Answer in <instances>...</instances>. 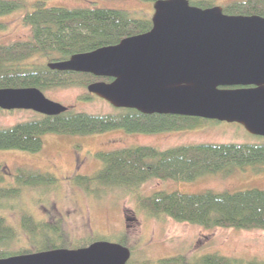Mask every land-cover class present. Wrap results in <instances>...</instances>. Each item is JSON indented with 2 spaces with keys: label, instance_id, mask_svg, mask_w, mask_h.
I'll return each instance as SVG.
<instances>
[{
  "label": "trees",
  "instance_id": "1",
  "mask_svg": "<svg viewBox=\"0 0 264 264\" xmlns=\"http://www.w3.org/2000/svg\"><path fill=\"white\" fill-rule=\"evenodd\" d=\"M144 1L152 3L154 0ZM188 1L203 8L220 5L223 12L232 15L264 16V0ZM18 11L29 34L23 40L0 43V88L37 87L43 92L54 87L86 88L92 81H109L110 78L91 73L49 69L46 62L115 44L151 27L150 17H133L129 11L118 8H69L46 6L45 0H0V16ZM5 26L0 21V30ZM37 59L46 62H37ZM90 97L91 93L87 92L79 98ZM201 120L204 118L145 114L132 108H115L109 113L68 108L58 114L37 113L32 118L0 126V149L37 152L42 148L41 136L49 132L84 135L121 128L128 132L158 133L191 127ZM254 136V142L246 143L203 142L164 149L136 145L100 151L96 157L101 166L90 174L75 173L71 181L85 193L101 195L107 189L133 193L136 207L155 217L166 215L206 229H264V189H208L198 193L159 190L148 195L138 191L143 183L154 178L190 181L208 173L229 175L237 167L245 166L261 172L264 170V137ZM56 181L50 172L19 166L12 173L0 165V208L18 212L16 225L0 213V258L57 248H77L71 247V243L77 240L64 229L61 217L37 218L31 210L20 205V198L28 188H42L44 193H49ZM120 239L118 243L126 245L125 237ZM127 264H235V260L216 253L192 257L177 254L155 261L130 259Z\"/></svg>",
  "mask_w": 264,
  "mask_h": 264
},
{
  "label": "water",
  "instance_id": "2",
  "mask_svg": "<svg viewBox=\"0 0 264 264\" xmlns=\"http://www.w3.org/2000/svg\"><path fill=\"white\" fill-rule=\"evenodd\" d=\"M152 7L147 31L46 66L110 78L86 90L115 108L235 122L264 137V16L188 0H154ZM0 109L54 115L68 108L37 87H4ZM130 255L125 245L97 240L11 255L0 264H127Z\"/></svg>",
  "mask_w": 264,
  "mask_h": 264
},
{
  "label": "rangeland",
  "instance_id": "3",
  "mask_svg": "<svg viewBox=\"0 0 264 264\" xmlns=\"http://www.w3.org/2000/svg\"><path fill=\"white\" fill-rule=\"evenodd\" d=\"M152 3L144 0H45L46 6L118 8L129 11L133 17H151ZM0 21L6 25L0 30L1 44L28 37L29 29L21 22L20 11L2 15ZM37 62L46 60L37 59ZM43 93L71 110L89 113L115 111V107L94 94L89 99L79 98L87 93L83 86L54 87ZM35 114L25 109L0 111V126L12 125ZM41 140L42 148L37 152L0 149V165L12 173L17 167L26 166L55 175L57 181L51 192L28 188L20 198V205L31 210L37 218L61 217L64 229L77 240L71 243V247L86 246L97 240L119 242L124 236L125 246L133 253L129 260L155 261L177 254L192 257L216 253L234 259L235 264H264V229H206L166 215L155 217L136 207L133 193L120 189H107L101 195L85 193L71 181L75 173L90 174L101 166L96 157L100 151L136 145L164 149L203 142H254L256 137L242 125L204 119L191 127L158 133L128 132L121 128L84 135L49 132L43 134ZM248 188L264 189V170L255 172L250 166L237 167L229 175L208 173L190 181L154 178L143 183L138 191L148 195L159 190L198 193L208 189L237 191ZM0 213L16 225L17 210L0 208Z\"/></svg>",
  "mask_w": 264,
  "mask_h": 264
}]
</instances>
